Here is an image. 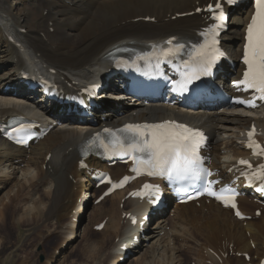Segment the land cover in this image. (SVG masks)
Masks as SVG:
<instances>
[{
	"label": "bare ground",
	"instance_id": "obj_1",
	"mask_svg": "<svg viewBox=\"0 0 264 264\" xmlns=\"http://www.w3.org/2000/svg\"><path fill=\"white\" fill-rule=\"evenodd\" d=\"M14 1H20V4L14 7L10 4L11 0H0V121L6 116L36 109L42 112L47 106L50 109L54 107V115L47 116L43 111L41 120L48 125L60 120V125L54 127L36 145H30L29 150L13 147L0 137V195L11 186L0 200V223L5 219V206L20 200L22 214L19 213L20 217L17 215L16 225L19 222L24 225L34 224L49 233L62 234L64 240L57 249L51 247L46 264H58L64 250L71 248L79 238H91L96 234V231H90L89 226L80 231V219L87 215V198L93 196V189L86 169L79 167V148L94 130L119 126L127 121L172 117L186 119L202 126L211 135L212 166L222 170L233 166L238 156L246 154L243 144L247 129L253 121L264 130L263 112L259 116H243L246 112L230 108L182 112L177 107L158 103L142 105L141 100L135 102L137 106L131 107V103L125 102L121 91L112 89L116 86L115 79L107 82L108 88L104 92L111 99L104 101L107 110L96 114L95 124L71 122L73 119L66 115L65 110H60L57 104H36V97H33L31 91H25L23 94L26 96L23 98L14 97L13 91L3 92L6 85H15L18 90H22L19 80L21 73L34 76L40 72L50 73L67 91L82 84L100 82L110 68L107 54L118 45L133 42L137 46H145L149 42L164 40L173 35L194 36L205 16L179 15L205 5L208 0ZM32 5H39L42 12H46L40 18L42 25H38L37 29L31 27L34 13L29 7ZM243 13L236 10L230 22L231 30L236 33L233 58L239 55L241 48V44L237 46L243 30L241 21L249 16ZM147 17L155 21L146 22ZM226 46L227 43H224ZM41 99L39 94L37 101ZM16 159L21 162L16 164ZM86 161L90 166L96 164L91 157ZM110 169L118 176L125 171L119 165ZM80 178L87 181L82 193L83 208H80L78 199L81 197V194L78 195ZM127 192L114 193L113 196L120 199L118 206L119 203L122 205ZM76 206L78 222L72 224ZM240 206L246 214L252 216L250 220H237L229 210L212 201L203 200L199 206L195 203L175 205L170 216L152 218L154 222L142 243L133 250V253H141L135 259L145 256V264H162L169 257L168 264H184L181 253L193 244H196L194 249L199 253L194 258L196 264L244 263L242 258L231 256V251L246 252L260 259L264 254V210L261 216H255L258 205L249 197L240 199ZM145 207V203L125 199L123 207H119L118 216H110V221L107 220L102 230L106 235L104 245L98 246L88 240V249L99 251L100 257L109 264H128L129 259L121 263L119 248L135 236L130 235L134 228L125 214L135 213L141 217ZM100 222L101 219L95 221L94 226ZM110 238L113 242L108 244ZM165 240L170 246L174 240L181 241L182 245H178L176 250L172 246L174 250L170 248L171 251L167 252ZM1 243L0 239V246ZM95 264H98V260Z\"/></svg>",
	"mask_w": 264,
	"mask_h": 264
},
{
	"label": "snow or ice",
	"instance_id": "obj_2",
	"mask_svg": "<svg viewBox=\"0 0 264 264\" xmlns=\"http://www.w3.org/2000/svg\"><path fill=\"white\" fill-rule=\"evenodd\" d=\"M225 2L233 4L235 0H225ZM206 10L216 23L201 33L204 43L195 47L190 58L185 61L181 80L176 84L175 90L178 92H187L189 86L194 82L204 76L211 75L214 64L223 55L219 47L218 36L227 20L224 4L221 3V0H215L214 4H207ZM245 33L243 62L247 67L242 74V79L236 82V86L237 88L243 86L245 91L252 89L258 95H254L251 100L239 99L236 102L256 108V99L264 101V0H254V10L246 25ZM173 39L168 40L167 43L173 45ZM182 47L180 44L173 45L162 50V55L166 58L174 56L182 50ZM22 130L26 131L27 129L17 131ZM122 131L129 133V136H117L112 129H104V132L113 137L111 143L113 154L122 157L130 156L134 160L136 167L132 171L144 172L149 176H166L169 180H196L201 178L198 153L205 139L202 131L175 121L143 125L128 124ZM255 132V125H253L248 132V147L259 153L264 151V146L253 139ZM102 146L105 147L106 151L110 147L104 144ZM239 164L252 167L249 161L243 159L239 161ZM206 175L211 176L212 174L208 172ZM253 178L264 180V165H259L257 170L249 176L250 182ZM128 179L125 177L123 182ZM123 182L114 185V187L123 186ZM212 184L213 182L209 181L204 192L221 200L226 206L230 205L235 209L237 207L235 203L236 193L229 188H221L219 192L213 191ZM151 187L153 186L145 185V188ZM261 191H264V188ZM134 195H139V193ZM236 215L241 216V213L237 210Z\"/></svg>",
	"mask_w": 264,
	"mask_h": 264
},
{
	"label": "rangeland",
	"instance_id": "obj_3",
	"mask_svg": "<svg viewBox=\"0 0 264 264\" xmlns=\"http://www.w3.org/2000/svg\"><path fill=\"white\" fill-rule=\"evenodd\" d=\"M10 4L15 7L16 5L20 4V1L11 0ZM29 8L34 13L33 14V20L34 21L31 22V27L37 29L39 27L38 25H40V24L42 25V23L40 22V18L42 16L44 17L45 13L42 12L41 7L39 5H35V6L32 5ZM35 26H37V27H35ZM130 105H131V107L137 106V104L136 105L130 104ZM237 114L239 115V112H237ZM243 116H248V115L244 114ZM10 188H11V186H9L0 195V200L3 198V195L6 192H9ZM83 190H84V186H81V192L80 193H83ZM92 191H94V190H92ZM113 195L108 197L109 201L114 200V198H115V200L117 202V206L114 205V206H112L113 208L108 207L105 204L107 202L106 201L107 198H106L105 202L102 201L99 205L94 206L93 210L91 211L92 205H94L93 201H92V199H90L89 202L87 201L88 203H86L87 209H85V213L87 211V213L90 214V216L84 215L81 217V219L82 218L83 219L80 221V231L82 229L86 228L88 225H89L90 230L94 231V229L91 228L92 225L94 226L95 221H100V217H102V216H103L102 219H107L108 221H110L111 217L118 216L119 207L121 208L120 203L118 206V202H120V199L116 198L117 196H113ZM81 197H82V195H81ZM91 197H92V195L90 196V198ZM117 199H118V201H117ZM14 201L15 202L8 203L5 206V209L3 208L5 211V219H4V221H2L3 223H0V236H1L0 239L2 240V243H3V244L1 243V246H0V264H43V263L46 264L47 259L49 258L48 257L49 251L52 250V248L54 250L57 249V247L60 245V244L58 245V243L60 241L62 242L64 240V238H62L63 235L60 233L57 234L58 232L49 233L43 228H37L36 226H34V224L33 225L32 224L31 225H28V224L24 225V224H21L19 222V224L16 225L15 220L17 221V219H18L16 217H17V215H19L18 217H20V214H22V209L20 207L21 201L20 200H14ZM117 207H118V209H117ZM105 209L107 210V212L105 211ZM116 211H117V213H116ZM105 212L107 214H105ZM107 215L109 216V218ZM166 217H168V216H166ZM102 219H101V222H102ZM89 220H90V222H89ZM93 220H95V221H93ZM6 231H8V233ZM95 233H96L95 234L96 236L92 235L91 238H89L87 236H83V238H79L80 240H78L76 242V244H74L75 246L73 245L74 247L72 246L68 250H64L63 255H62L60 261L58 262V264H84V263L85 264H95L97 260H98V264H101L102 262H103V264H105L107 262V260L100 257V254H98L99 251L95 252V251H90L88 249V242L90 240L93 242V244H96L98 246L104 245V238L106 236L105 233L101 232V234H99V232H98V235H97V232H95ZM38 234H39V236H38ZM49 234H51V235H49ZM48 237H49V239H48ZM113 237H112V239H113ZM111 241L112 240L110 238L107 241V243L110 244ZM165 243L168 246H170L169 242L166 241ZM167 245L165 246L166 251L170 252L172 249L171 248L172 246H174V249L176 250L178 245L181 246L182 243H181V241H175L172 246L168 247ZM195 247H196V244H193L192 247H186L187 249L185 248V250L181 253V258L183 259L184 264H194L195 263L193 260H195L194 258H197L198 254H199L198 251L195 250L196 249ZM188 248L189 249L191 248V250H189ZM192 248H193V250H192ZM174 249H172V250H174ZM86 250H88L89 252L87 251L88 253H86ZM187 250H189V251H187ZM194 251H196L197 253L196 252L194 253ZM140 254L139 253H132L129 256L130 259L128 258L129 259L128 264H138V263L139 264H145V256H142L137 260L135 259ZM191 254H192V256H190ZM94 256H95V258H94ZM168 258H165V260L163 259L165 262H163V260H162V262H163L162 264H166V263L168 264V262H170V259H168ZM167 259H168V261H167ZM82 260H85V261H82ZM22 261H23V263H21ZM195 261L197 263V260H195Z\"/></svg>",
	"mask_w": 264,
	"mask_h": 264
}]
</instances>
